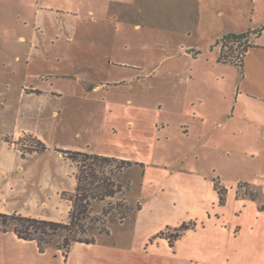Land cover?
Instances as JSON below:
<instances>
[{
    "label": "rangeland",
    "instance_id": "1",
    "mask_svg": "<svg viewBox=\"0 0 264 264\" xmlns=\"http://www.w3.org/2000/svg\"><path fill=\"white\" fill-rule=\"evenodd\" d=\"M260 28L264 0H0V126L16 115L20 127L35 129L43 141L19 128L15 140L5 138L34 171L47 168L57 183H67L71 169L59 150H84L172 167L198 157L193 162L210 165L226 183L264 184L257 175L264 171V131L244 125L245 114L264 107L243 95L235 102L232 87L242 73L209 51L221 35ZM251 36L226 42L223 56L241 61ZM232 110L236 120L226 130L238 125L240 134L221 146H198L194 115L208 127L214 112ZM153 118L164 127L154 129ZM184 152L189 159L181 163ZM105 170L120 188L111 198L90 200L79 233L87 240L128 230L138 206L140 166L113 163ZM60 196L65 204H38L37 217L67 222L73 192ZM49 247L66 251L61 238Z\"/></svg>",
    "mask_w": 264,
    "mask_h": 264
},
{
    "label": "crops",
    "instance_id": "2",
    "mask_svg": "<svg viewBox=\"0 0 264 264\" xmlns=\"http://www.w3.org/2000/svg\"><path fill=\"white\" fill-rule=\"evenodd\" d=\"M262 36L263 33L249 37L250 47L242 55L241 68L234 62H218V39L209 48V51L217 50L218 63L233 64L242 73L232 87L236 103L243 95L264 107V40L259 41ZM15 117L12 121L3 119L0 126V212L38 218V204H65L67 199L60 193L74 192L77 168L69 162L70 172L64 175L68 182L63 184L57 183L47 168L34 171L28 156H20L8 139L17 138L18 128L38 140L44 139L35 129L20 127ZM196 117L200 120L198 146H221L227 136L234 139L242 131L238 125L231 131L226 130L227 123L236 120L234 110L221 117L214 112L208 127L203 115H194ZM244 117V125L264 131V109L259 114ZM151 126L162 128L164 123L153 118ZM182 127L185 137L189 136L190 125L184 123ZM95 154L142 164L138 208L130 228L120 230L112 238L73 242L65 252L50 247L40 252L36 242L18 238L10 231L0 232V264H264V184L249 179L226 183L210 165L193 162L198 161V157H194L191 164L172 167L158 159L152 162L143 157L131 160L120 152ZM188 159L184 152L179 162L186 163ZM257 175L264 179V171H258ZM218 187L224 189L223 203L219 201ZM187 223L192 226L172 244L158 236L159 232L175 230Z\"/></svg>",
    "mask_w": 264,
    "mask_h": 264
},
{
    "label": "trees",
    "instance_id": "3",
    "mask_svg": "<svg viewBox=\"0 0 264 264\" xmlns=\"http://www.w3.org/2000/svg\"><path fill=\"white\" fill-rule=\"evenodd\" d=\"M263 30L264 28H260L253 32H243L237 34L226 33L222 35L216 42V44L221 43L218 62H234L241 68L242 60L235 61L232 58L227 59L223 56V45L228 41L237 42L238 39L247 40L249 33L259 36ZM238 45H241L240 41L238 42ZM248 47H250V43L243 44L242 55ZM39 144V151L44 150L45 146L43 143L39 142ZM59 151L63 153L65 158L73 162L77 168L75 177L76 185L72 196V208L69 211L68 221L59 222L40 219L17 212H0V232L10 231L18 238L36 242L40 252H43L48 246L53 244L56 245L60 238L62 245L66 248V251L73 242H94V240H87L79 236V233L85 231L83 228L84 224L81 223V220L87 217L89 202L92 199L103 200L106 197L111 198L115 192L119 190L118 188H120L119 182H114V178L108 176V171L105 170V167L113 163L125 166H142V164H138L137 162L119 159L113 156H104L79 150ZM97 172L100 173L98 174ZM218 194L220 203H223L224 189L218 187ZM191 226V223L181 224L174 230V234L167 235L162 231L158 233V236L167 238L169 243L172 244L183 231Z\"/></svg>",
    "mask_w": 264,
    "mask_h": 264
},
{
    "label": "built area",
    "instance_id": "4",
    "mask_svg": "<svg viewBox=\"0 0 264 264\" xmlns=\"http://www.w3.org/2000/svg\"><path fill=\"white\" fill-rule=\"evenodd\" d=\"M24 134H25L24 131H20V132L18 133L19 136H23Z\"/></svg>",
    "mask_w": 264,
    "mask_h": 264
}]
</instances>
